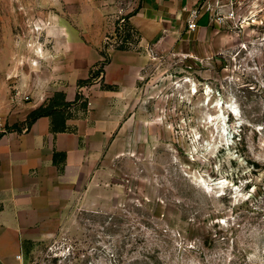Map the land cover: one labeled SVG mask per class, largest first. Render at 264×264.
<instances>
[{
	"label": "rangeland",
	"instance_id": "1",
	"mask_svg": "<svg viewBox=\"0 0 264 264\" xmlns=\"http://www.w3.org/2000/svg\"><path fill=\"white\" fill-rule=\"evenodd\" d=\"M235 2L212 50L156 54L115 101L90 181L27 240L24 264H264V0ZM141 3L0 0V101L27 102L42 79L81 86L87 104L68 112H88L110 50L136 45L117 26Z\"/></svg>",
	"mask_w": 264,
	"mask_h": 264
},
{
	"label": "crops",
	"instance_id": "2",
	"mask_svg": "<svg viewBox=\"0 0 264 264\" xmlns=\"http://www.w3.org/2000/svg\"><path fill=\"white\" fill-rule=\"evenodd\" d=\"M204 1L142 0L128 16L138 33L135 47L110 50L103 81L112 88L92 85L87 90L92 108L72 113L65 131H53L49 116L37 118L30 128L23 124L32 110L45 105L57 91L74 101L82 91L79 85L68 89L63 83L50 86L36 79V87L27 88V102L21 93L0 101L5 120L0 129V264H24L27 240L45 228L65 201L76 196L83 181H90L97 157L121 121L115 101L127 99L152 57L166 52L198 56L213 49L217 31L209 13L199 19L195 30L187 26L189 10ZM90 55L81 78L88 76L90 65L100 58L97 48ZM70 108L83 109L79 101ZM15 124L21 128L12 127Z\"/></svg>",
	"mask_w": 264,
	"mask_h": 264
},
{
	"label": "trees",
	"instance_id": "3",
	"mask_svg": "<svg viewBox=\"0 0 264 264\" xmlns=\"http://www.w3.org/2000/svg\"><path fill=\"white\" fill-rule=\"evenodd\" d=\"M127 21V22H126ZM118 22L117 31H119V25ZM125 39L128 40L131 38L132 34L137 31L130 25L128 20L125 19ZM138 34V33H137ZM122 49H127V46H121ZM88 81V80H87ZM86 83L85 81H80V85ZM108 88H112V86H107ZM81 93H77L76 98L74 101H67L65 92L63 91H57L54 93V95L48 100V102L45 105H41L37 107L36 109L32 110L28 116L27 120L23 124L25 127L30 128L32 123L41 116H49L51 118V125L52 130L55 132L58 131H65L68 129V126L66 124V120L72 116V113L68 112V108H70L73 104L78 102L81 99ZM86 102H82V107L86 106ZM12 127L15 128H21L20 125L15 124ZM58 153H55V156H57Z\"/></svg>",
	"mask_w": 264,
	"mask_h": 264
},
{
	"label": "built area",
	"instance_id": "4",
	"mask_svg": "<svg viewBox=\"0 0 264 264\" xmlns=\"http://www.w3.org/2000/svg\"><path fill=\"white\" fill-rule=\"evenodd\" d=\"M235 0H205L202 5L189 10V15L187 18V26L189 29L195 30L198 26L199 19L206 13H209L210 19L218 23L224 22L227 18H232L235 16ZM125 18L120 22V31L123 32V36L120 40L121 44H132L131 41L125 39L124 30ZM128 47V46H127ZM28 98V96H25ZM88 105H91V101H88ZM5 127V120L0 114V129ZM20 257V255H18Z\"/></svg>",
	"mask_w": 264,
	"mask_h": 264
}]
</instances>
